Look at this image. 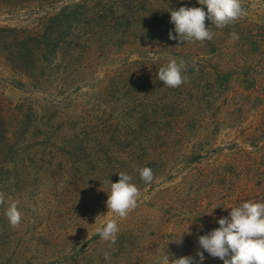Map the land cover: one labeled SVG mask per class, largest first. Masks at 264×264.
Segmentation results:
<instances>
[{
  "label": "rangeland",
  "instance_id": "1",
  "mask_svg": "<svg viewBox=\"0 0 264 264\" xmlns=\"http://www.w3.org/2000/svg\"><path fill=\"white\" fill-rule=\"evenodd\" d=\"M181 6L207 11L198 0H0V192L22 213L13 229L0 206V264L195 257L232 207L264 202V0H242L246 15L224 28L206 19L215 35L203 44L169 39ZM65 7L77 28L54 59L41 37ZM25 40L31 60L17 69ZM169 57L186 62L177 88L157 78ZM119 172L140 191L123 219L106 206ZM113 218L115 243L96 233Z\"/></svg>",
  "mask_w": 264,
  "mask_h": 264
},
{
  "label": "clouds",
  "instance_id": "2",
  "mask_svg": "<svg viewBox=\"0 0 264 264\" xmlns=\"http://www.w3.org/2000/svg\"><path fill=\"white\" fill-rule=\"evenodd\" d=\"M198 3L206 5L207 11L202 7L186 6L170 10V22L174 24L176 33L173 35V32L169 31L170 40H178L181 43L198 41L203 44L205 41H211L215 35L210 27H206V19L216 28H224L246 15L242 0H198ZM230 35L233 40L239 38L236 33ZM186 70V62L183 59L177 61L175 57H169L168 62L158 69L157 78L165 86L177 88L187 81L188 78L183 75ZM138 171L143 182L147 184L153 181L152 169L143 167ZM118 174V182L107 181L110 190L107 192L106 206L108 213L123 219L138 206L140 191L131 182L133 178L130 175L124 172ZM5 204L8 222L16 229L22 220L19 201L12 197L6 198L5 194L0 192V206ZM217 223L218 228L198 237V244L203 251H197L195 257L170 258L167 251L156 257L153 264H202L205 259L204 252L213 258H219L223 264H264V202H243L232 207L229 215L220 218ZM118 232L119 226L114 218L96 228L100 238L111 243H115ZM182 236L169 242L182 244ZM109 258L110 254L106 252L105 259Z\"/></svg>",
  "mask_w": 264,
  "mask_h": 264
},
{
  "label": "trees",
  "instance_id": "3",
  "mask_svg": "<svg viewBox=\"0 0 264 264\" xmlns=\"http://www.w3.org/2000/svg\"><path fill=\"white\" fill-rule=\"evenodd\" d=\"M68 9L69 7L63 8L47 22L45 31L41 37L43 38V41L48 40L49 51H51L54 59L58 56L60 50L65 44V41L68 40V38H72L76 32L77 25L75 20L73 22L72 17L67 13ZM12 32L18 33V31ZM32 44L33 40L28 42L25 40L17 43L18 55L15 57L17 62L15 68H22L21 65H24L28 62V60H31L30 58L32 53L25 54V50H27ZM18 64L21 65L18 66Z\"/></svg>",
  "mask_w": 264,
  "mask_h": 264
}]
</instances>
